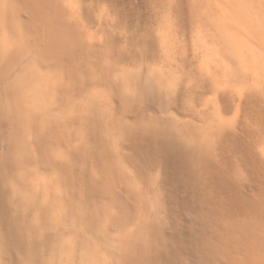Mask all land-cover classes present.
I'll return each instance as SVG.
<instances>
[{"label":"rangeland","instance_id":"obj_1","mask_svg":"<svg viewBox=\"0 0 264 264\" xmlns=\"http://www.w3.org/2000/svg\"><path fill=\"white\" fill-rule=\"evenodd\" d=\"M15 1L12 32L23 23L43 34L44 73L63 72L58 110L70 118L44 130L43 115L26 129L6 116V91L37 75L34 56L12 50L0 74L4 202L18 184L39 202L45 189L33 186L49 177L69 206L59 223L45 212L36 222V264L65 263L71 236L73 264H264V86L231 78L255 86L248 120L228 126L234 105L214 97L215 60L229 47L217 11L201 0H79V21L68 0ZM17 140L31 153L21 162ZM35 212L22 213L27 225Z\"/></svg>","mask_w":264,"mask_h":264},{"label":"bare ground","instance_id":"obj_2","mask_svg":"<svg viewBox=\"0 0 264 264\" xmlns=\"http://www.w3.org/2000/svg\"><path fill=\"white\" fill-rule=\"evenodd\" d=\"M12 1L0 0V74L3 72L1 64L5 60L10 59L8 55L11 51L16 48H23L30 55L34 56L36 61L34 70L37 75L34 77V82L24 83L23 81L19 85L14 84L10 90L6 91L4 109H7L6 116L17 120V124L23 125L25 129L33 122V118L37 115H43L46 121L44 119L41 120L47 125L41 121L44 123H41L42 128L47 126L45 129H48L50 128L48 126L55 122L56 117L62 116L58 110V106L61 101L59 83L63 77V72L58 77L53 78L45 75L44 70L47 64L39 52V48L43 44V34L40 38L38 34H35V38L33 39L30 30L23 23L19 25L18 33L14 34L12 32L11 14L15 13L20 18L22 15V10H20L21 8L17 2L14 0L16 3H13L14 1ZM207 2H210V4ZM67 5L72 15L81 21L80 14L82 9L79 6V0H68ZM201 7L208 10L212 8L215 12L217 11L215 15L216 23L219 27H222V38L229 44L228 49H225V55L223 54L215 60L216 64L221 68L222 76L216 83L214 97L217 101H221L223 95L230 99L228 101L234 105L235 117L227 124L228 126H235L242 114L245 116V119L248 120L249 118L247 117L246 110H248L250 97L253 94L251 86H255V84L247 82L237 88V86L233 85L231 78L237 77L239 74L247 80L255 79L254 83H261V86H264V0H201ZM203 11L205 13L206 10ZM100 13L108 16L106 10H102ZM31 28L37 32H43L42 29ZM207 28L210 27L208 26ZM23 33L35 43L33 48L26 45L22 37ZM93 36H95V33L90 34L89 38L93 40ZM217 44H215L216 49L218 47ZM199 47L195 48L196 54L201 53ZM175 52L172 53L174 54ZM200 81L202 82V80ZM1 96L2 92H0V98ZM106 98L109 101L112 100L109 93L106 95ZM257 98L259 97L257 96ZM210 108L212 109V107ZM62 117H64L65 124L70 122L68 114ZM17 141L19 143L17 142L18 146L16 145V156H18L17 159L21 162V157L22 159H26L31 153L27 146L28 143L20 140ZM48 178H39L41 181L36 182L33 186L34 190H38L39 188L45 189L44 195L40 198L39 202L35 200V197L30 196L33 192L26 185L25 187L22 185L19 187L20 185L18 184V188L15 187L13 190V197L7 201L6 205L4 202L6 190L0 188V264H16L17 260L20 264H36V254L34 251L37 241L36 228H38L36 222L40 219L41 214L45 212V214H51L52 219L59 223L63 217V213L69 209V206L63 201L58 188L55 187V190L53 189V178ZM18 180V183H20L21 179L19 178ZM159 190L161 189L159 188ZM53 205L55 208L52 207ZM32 209H35L36 212L32 223L27 225L22 213H28ZM70 238L71 242L68 249L61 250L63 257L66 258V262L62 264L74 263L76 247L73 237L71 236ZM94 250L101 252L100 249L98 250V246L94 247ZM98 254L102 255L103 253ZM91 260V257L89 258L86 255L81 260V264H92ZM99 260L98 258L96 262H99ZM46 264L57 263L54 259H51Z\"/></svg>","mask_w":264,"mask_h":264}]
</instances>
